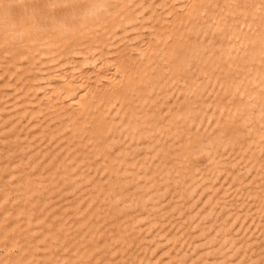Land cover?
I'll list each match as a JSON object with an SVG mask.
<instances>
[{"label": "bare ground", "instance_id": "6f19581e", "mask_svg": "<svg viewBox=\"0 0 264 264\" xmlns=\"http://www.w3.org/2000/svg\"><path fill=\"white\" fill-rule=\"evenodd\" d=\"M0 246L264 264V0H0Z\"/></svg>", "mask_w": 264, "mask_h": 264}, {"label": "rangeland", "instance_id": "374dc122", "mask_svg": "<svg viewBox=\"0 0 264 264\" xmlns=\"http://www.w3.org/2000/svg\"><path fill=\"white\" fill-rule=\"evenodd\" d=\"M0 249H1V250H0V254H1V255H0V259H5V260H7V259L9 260V259H10V260H11V259H13V258H14V259L16 258V252H14L13 254H9V255L7 254V255H5V254L3 253V249H2L1 246H0ZM2 254H4V256H3ZM10 255H11L12 257H11ZM13 255H14V257H13ZM5 256H6L7 258H3V257H5ZM10 257H11V258H10ZM58 264H59V263H58ZM60 264H64V262H63V263L60 262Z\"/></svg>", "mask_w": 264, "mask_h": 264}]
</instances>
